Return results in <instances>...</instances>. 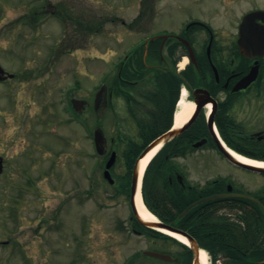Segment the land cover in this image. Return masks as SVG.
Wrapping results in <instances>:
<instances>
[{"label":"rangeland","instance_id":"rangeland-1","mask_svg":"<svg viewBox=\"0 0 264 264\" xmlns=\"http://www.w3.org/2000/svg\"><path fill=\"white\" fill-rule=\"evenodd\" d=\"M46 1L62 13L64 4L72 13L83 8L91 20L98 17L106 21H96L100 26L104 23V30L88 33L86 41L79 35L81 43L72 40L68 47L65 42H70L71 24L65 36L64 27L57 24L59 19L50 14L38 21V31L27 25L22 28L21 24L30 20L28 10ZM77 1L0 0V65L9 73L20 75L23 71L25 75L24 80L0 84V156L7 159L5 173L0 176V264H124L132 254L148 250L144 236L131 234L127 227L116 229L115 217L127 221L124 198L112 200L103 191L92 189L94 182L102 181L101 160L95 156L90 135L96 116L90 109L83 115L88 130L72 122L64 111L63 91L71 88V96L92 105L100 78L116 60L117 51H128L145 36L144 30L132 37L125 32L120 34V43L116 42L118 22L111 23L112 19L137 14L139 18L147 13L150 0ZM168 1L176 3H168L164 13L176 20L198 13L192 0L153 1V7L157 3L161 8ZM236 1L235 8H240ZM210 5L206 1L203 6ZM113 104L115 110L106 111L101 121L108 148L116 131L113 111L119 115L124 112L118 101ZM129 134L133 136L135 130ZM176 166L186 168L191 185L228 178L249 193L264 187V176L222 162L217 155L211 164ZM88 189H92L91 197L84 193ZM18 192L23 200L16 211V229L6 210ZM54 213L49 227L35 230L39 219L48 221Z\"/></svg>","mask_w":264,"mask_h":264},{"label":"flooded vegetation","instance_id":"flooded-vegetation-1","mask_svg":"<svg viewBox=\"0 0 264 264\" xmlns=\"http://www.w3.org/2000/svg\"><path fill=\"white\" fill-rule=\"evenodd\" d=\"M192 1L198 13L191 17L185 16L182 20L158 12L160 8L153 7V0L148 2L143 42L146 73L138 86L144 85L151 92L169 89L173 94L177 89H184L181 100L193 106L194 120L182 133L184 138L164 150V159L169 164H211L215 155L222 162H227L218 149V143L226 147L255 146L258 143L264 147V0H239L240 8H235L236 0ZM206 1L211 2V5L203 6ZM56 10L55 5L44 2L41 9L34 12L35 18L55 14ZM81 10L80 15L76 10V15L81 18L83 33L88 30V19L87 13L83 8ZM57 15L61 17V13ZM115 20L118 21L117 27L130 35L142 22L137 21L136 15L130 18L116 16ZM75 23L78 25L76 19ZM76 30L71 29L72 36L78 35ZM132 48L131 44L129 53ZM126 65L134 67L131 55L124 54L117 60L119 69ZM1 78V83L14 79L8 76L4 78L3 75ZM114 82L117 90L124 95L128 94L127 90L134 93L138 87L120 75ZM122 83L128 86L124 88ZM107 94L108 102L111 103L112 94L108 90ZM115 99L119 101L122 98ZM151 101L145 105L146 113H151L154 108ZM131 106L138 112L143 104L137 100ZM214 132L217 133V140L211 136ZM198 143L201 145L196 146ZM110 152L112 150H106L103 155L101 175L103 182L112 188L106 187L104 191L110 192L109 197L113 196L114 200L124 198L122 203L126 208L130 231L138 237L144 236L149 244L147 251L169 257V260H164L150 254L139 259L133 255L129 258L133 259L131 264H264V223L257 212V209L262 211L263 208H249L246 205L196 208L192 214L193 220L181 221L177 226L194 241V247L179 245L142 228L136 222L130 205L131 173L135 163L131 158L126 156L125 162L120 161L111 167L112 183L103 178L104 165ZM0 159L1 176L7 168V159L5 156H0ZM128 165H131L130 170ZM171 170L174 176L178 173L175 168ZM185 171L186 168H182L183 180L188 176ZM122 180L126 185L119 184ZM174 181L178 180L174 178ZM218 181H198L193 185L188 182L187 188H196L199 195H206L214 189L220 190L221 194L227 193L228 181L222 179L220 184ZM123 185L124 190L121 189ZM53 215L48 221L39 219L36 224H50ZM250 217L252 221H258L249 223ZM124 223L118 218L119 226ZM200 254L204 255V262L200 260Z\"/></svg>","mask_w":264,"mask_h":264},{"label":"trees","instance_id":"trees-1","mask_svg":"<svg viewBox=\"0 0 264 264\" xmlns=\"http://www.w3.org/2000/svg\"><path fill=\"white\" fill-rule=\"evenodd\" d=\"M177 94L178 90L173 94L171 90L167 89L166 91H160L154 94L152 97L148 95L145 96L148 100L153 99L154 108L151 110L152 112L148 113L146 116H132L137 131L135 138H132L126 133L119 132L116 134L118 142L124 146L123 150L125 149V156L126 152H133L136 156L150 141L166 131L171 123V113ZM172 95H174V98ZM181 138L183 139L184 136L167 144L166 147L171 146ZM232 147L240 154L264 159L262 155L264 154V147H262L261 144L255 143V146L232 145ZM169 170L170 166L164 160L163 154L159 153L147 167L142 183V197L145 205L166 223L174 222L176 226H178L181 221L193 220L192 214H194L196 208L217 207L222 205H246L249 208H259L257 204L243 199L211 200L197 205L189 211L184 217V220H179L177 216L184 208L204 196L202 194L199 195L197 191H193L192 189H180L177 184L170 186L167 182ZM219 191L218 189H214L212 192L209 191L207 195ZM261 204L264 206V199H261ZM257 212L262 216L261 221L264 223V216L258 209ZM257 221L258 219L252 221L251 217L248 218L249 223Z\"/></svg>","mask_w":264,"mask_h":264},{"label":"water","instance_id":"water-1","mask_svg":"<svg viewBox=\"0 0 264 264\" xmlns=\"http://www.w3.org/2000/svg\"><path fill=\"white\" fill-rule=\"evenodd\" d=\"M239 43H240V40H239ZM103 92V89H101L97 94H96V98H95V102H94V105H95V108H97L98 104L101 102V94ZM74 104L75 101H74ZM192 119H190V121L185 124L183 127H180L178 129H173L165 134H163L162 136H160L159 138H157L156 140H154L142 153L141 155L139 156L138 158V161L136 163V166H135V169H134V174H133V180H132V188H131V193H132V196H131V200L133 201L134 200V197L136 195V190H137V185H136V182H137V178H138V163L140 161V159L144 158L152 149H154L156 146L160 145V144H164L168 141H170L172 138H174L175 136H177L178 134H180L181 132H183L187 126L191 123ZM94 142H95V146H96V149L98 150L99 153H102L103 151V146H104V137H103V134H102V131L100 129H96L94 131ZM223 150V153L224 155L226 156V158L234 165L240 167V168H243L245 170H248V171H251V172H254V173H260V174H264V168H261V167H256V166H251V165H248V164H245V163H242L238 160H236L229 152H226L224 149ZM115 158V154L112 153L111 154V158L108 162V164L106 165V168L108 169L110 167V164H112L113 160ZM105 175L106 177H108V173L107 171L105 172ZM231 188L228 187V191H230ZM229 196H232V197H238V198H244V199H247V200H250V201H253V202H256L258 203V201L256 199H254L253 197L249 196V195H246V194H223V195H214V196H211V197H208V198H205V199H202L194 204H192L191 206H189L186 210L188 211L190 208H192L193 206H195L196 204H200L202 202H205V201H208V200H212V199H220V198H224V197H229ZM133 204V202H132ZM184 212V213H185ZM136 215V218L138 219V221L145 227H148V228H154V229H162V230H166V231H169V232H172V233H175L183 238H185L189 244L191 246H193V242L191 241V239L187 238L185 236V234H183L181 231L177 230L176 228H174L173 226L171 225H166V224H163V223H159V222H144L142 221L138 216L137 214L135 213ZM146 254V252H145ZM164 259H169V257L167 256H164L162 257Z\"/></svg>","mask_w":264,"mask_h":264},{"label":"bare ground","instance_id":"bare-ground-1","mask_svg":"<svg viewBox=\"0 0 264 264\" xmlns=\"http://www.w3.org/2000/svg\"><path fill=\"white\" fill-rule=\"evenodd\" d=\"M193 106L192 104H189L187 102L184 101H180L178 104V109L175 113L174 116V124L176 126H181V124H183L187 118L190 116L191 112H192ZM159 146L155 147L153 150H151L144 158H142L139 162V179L141 178L146 166L148 165V163L150 162V160L153 158V156L156 154V152L158 151ZM230 154H232V156L245 164H249L252 166H258V167H264V163L262 162H258L255 160H250L247 158H244L242 156H239L233 152H230ZM135 206H136V210L138 213V216L145 222H154L155 219L154 217L146 210V208L144 207V205L142 204V200H141V196H140V192L137 193L136 198H135ZM161 232H163L164 234L176 239L177 241L186 244V241L180 237L177 234L174 233H170L166 230H161ZM200 260L202 262H204L205 257L203 254H200Z\"/></svg>","mask_w":264,"mask_h":264}]
</instances>
